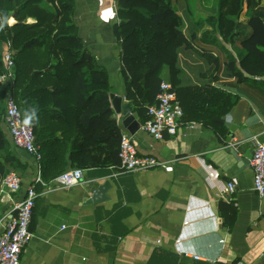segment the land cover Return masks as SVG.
I'll list each match as a JSON object with an SVG mask.
<instances>
[{
    "label": "crops",
    "instance_id": "1",
    "mask_svg": "<svg viewBox=\"0 0 264 264\" xmlns=\"http://www.w3.org/2000/svg\"><path fill=\"white\" fill-rule=\"evenodd\" d=\"M75 1V23L86 48L107 69L109 95L121 96L128 105V76L113 32L118 23L113 0ZM170 1L190 45L178 48L175 73L163 72L161 79L175 87H210L229 94L235 102L223 117L224 134L189 121L181 122L176 135L154 141L139 127L130 134L138 154L153 156L163 166L132 172L119 166L85 169L82 183L68 188L52 180L36 198L33 237L20 264H264V198L253 190L249 165L253 140L264 142V81L246 74L249 80L238 81L221 47L200 39L211 29L192 10L216 14V5L196 0L189 9L186 0ZM246 18L244 13L239 24L243 34L249 31ZM7 23L15 20L9 17ZM241 37L218 40L236 57ZM5 80L0 78L3 84ZM128 107L140 126V117ZM4 129L11 154L26 165L19 174L25 188L33 175V157L15 149L5 121ZM102 185L104 200L92 202ZM17 199L14 194L0 197V231Z\"/></svg>",
    "mask_w": 264,
    "mask_h": 264
},
{
    "label": "trees",
    "instance_id": "2",
    "mask_svg": "<svg viewBox=\"0 0 264 264\" xmlns=\"http://www.w3.org/2000/svg\"><path fill=\"white\" fill-rule=\"evenodd\" d=\"M113 2L118 18L113 32L128 76L126 99L143 123L147 107L156 102L162 73H175L176 52L190 40L179 29L182 21L170 0ZM216 10H192L211 29L200 39L221 47L238 81L249 80L244 74L264 81V0H217ZM75 13V0H0V49L9 42L13 62L11 79L6 86L0 82V182L11 170L26 171L11 154L4 129L8 94L22 120L26 108L39 109V121L31 127L44 185L69 169L119 166L121 130L109 102L108 72L84 45ZM244 13L245 34L239 28ZM9 17L15 20L10 26ZM240 34V52L234 57L218 39L228 43ZM5 73L0 52V76ZM172 88L183 110L181 122L196 121L224 134L223 117L235 102L229 94L210 87ZM43 188L34 187L38 195Z\"/></svg>",
    "mask_w": 264,
    "mask_h": 264
},
{
    "label": "built area",
    "instance_id": "3",
    "mask_svg": "<svg viewBox=\"0 0 264 264\" xmlns=\"http://www.w3.org/2000/svg\"><path fill=\"white\" fill-rule=\"evenodd\" d=\"M1 56L6 73L0 78L2 80L10 79L13 62L9 42L3 44ZM146 115L148 119L141 123L140 128L152 140L161 141L165 136L176 135L182 124L183 110L169 81L162 80L160 82L156 102L147 107ZM4 118L13 146L17 150L30 154L34 163L31 181L25 188L20 175L14 171L8 172L0 182V197L13 194L18 196L10 215L3 219L0 231V264H20L22 252L33 237L30 223L38 196L34 187L36 184H41L44 187L46 185L41 178V156L35 144L32 127L23 125L21 113L12 97L5 103ZM118 158L120 169L126 172L148 170L161 167L164 164L153 156L138 154L132 136L125 130L120 131ZM249 165L252 170L253 190L260 198H264V142L253 140ZM82 181L83 170L74 168L56 177L52 184L68 188L79 185ZM228 187L231 191L234 189L232 184H229ZM185 255L196 260L200 259L195 254Z\"/></svg>",
    "mask_w": 264,
    "mask_h": 264
},
{
    "label": "water",
    "instance_id": "4",
    "mask_svg": "<svg viewBox=\"0 0 264 264\" xmlns=\"http://www.w3.org/2000/svg\"><path fill=\"white\" fill-rule=\"evenodd\" d=\"M7 84L5 83L4 86ZM11 97V94H8L5 96L4 101L6 102ZM109 99L111 101V106L114 110V112L117 115H120L121 117V125L122 127L131 135L135 134V132L139 129V123L136 121L135 117L130 112V109L128 105L122 104L123 98L121 96H115L113 94L109 95ZM228 128L230 130H234V128L230 125H228ZM229 135L232 134L229 132ZM105 190V186H100L93 194L92 196V202L96 203L98 201L104 200V197H102V192Z\"/></svg>",
    "mask_w": 264,
    "mask_h": 264
},
{
    "label": "clouds",
    "instance_id": "5",
    "mask_svg": "<svg viewBox=\"0 0 264 264\" xmlns=\"http://www.w3.org/2000/svg\"><path fill=\"white\" fill-rule=\"evenodd\" d=\"M112 15H115L113 12ZM107 19V17H105ZM38 107L36 106H30L24 110L23 120L22 123L25 126H32L35 123H38L39 121V115H38Z\"/></svg>",
    "mask_w": 264,
    "mask_h": 264
},
{
    "label": "rangeland",
    "instance_id": "6",
    "mask_svg": "<svg viewBox=\"0 0 264 264\" xmlns=\"http://www.w3.org/2000/svg\"><path fill=\"white\" fill-rule=\"evenodd\" d=\"M186 1H187V4H188L189 9H191L193 7V5H194V3H195L196 0H186ZM204 1H205L206 6H208V7H214L216 5V3H217V0H204ZM7 21H8V19H7ZM29 22L31 23L32 21L29 20ZM5 81L7 82L8 79L5 80Z\"/></svg>",
    "mask_w": 264,
    "mask_h": 264
},
{
    "label": "snow or ice",
    "instance_id": "7",
    "mask_svg": "<svg viewBox=\"0 0 264 264\" xmlns=\"http://www.w3.org/2000/svg\"><path fill=\"white\" fill-rule=\"evenodd\" d=\"M109 14H111V10H109Z\"/></svg>",
    "mask_w": 264,
    "mask_h": 264
}]
</instances>
